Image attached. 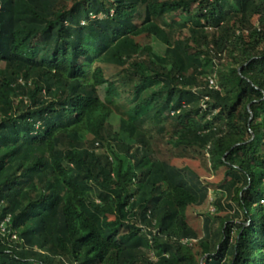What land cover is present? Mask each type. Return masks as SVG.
<instances>
[{
  "label": "trees",
  "instance_id": "trees-1",
  "mask_svg": "<svg viewBox=\"0 0 264 264\" xmlns=\"http://www.w3.org/2000/svg\"><path fill=\"white\" fill-rule=\"evenodd\" d=\"M0 64V264H264V0H0Z\"/></svg>",
  "mask_w": 264,
  "mask_h": 264
},
{
  "label": "rangeland",
  "instance_id": "rangeland-1",
  "mask_svg": "<svg viewBox=\"0 0 264 264\" xmlns=\"http://www.w3.org/2000/svg\"><path fill=\"white\" fill-rule=\"evenodd\" d=\"M179 19V17L177 18ZM141 19L137 16L135 21L130 24V26L134 29H138L141 27ZM189 37L188 30H184L180 33V38L187 39ZM137 43L140 46L141 52L144 51L146 47H152L154 51L158 53H163L164 47L156 41L153 37H151L149 34H143L136 38ZM0 67H3L2 64H0ZM106 73L108 77H111L117 69L115 67L105 66ZM206 84V77L202 78L200 81V85L203 86ZM107 87L103 88L101 91V95L103 98H105ZM127 99V95L123 94L121 99H118V102H124ZM111 121L115 124V127L117 128L119 125V117L114 116ZM169 147L165 144H161L160 151L157 155L154 156L155 159H162V158H171V161L174 165L178 167H190L193 170L197 171L202 179L206 182V184L214 186L215 184L221 182L224 179L225 176V169H221L219 171H211L208 165V162L205 161V156L201 154L196 155H174V158L171 157V154L169 153ZM213 189V187H212ZM212 199L210 198L208 203L202 207H192L188 210V216H189V222L194 227V229L198 232L200 237H203V218L206 217L208 214H211L215 212L214 207L211 204ZM113 220L114 218L111 217ZM233 222V223H232ZM234 223H243L247 224L245 221V217L241 215L239 218L233 219L230 224ZM218 225V224H217ZM195 243V242H194ZM195 249L198 250V244H194Z\"/></svg>",
  "mask_w": 264,
  "mask_h": 264
},
{
  "label": "built area",
  "instance_id": "built-area-1",
  "mask_svg": "<svg viewBox=\"0 0 264 264\" xmlns=\"http://www.w3.org/2000/svg\"><path fill=\"white\" fill-rule=\"evenodd\" d=\"M208 82L210 87H214L218 90H220L216 79L211 76L208 77ZM206 100H208V98H206ZM206 107V104L202 105V108L204 109ZM4 206V202L1 201L0 202V239L2 240V242H8V245L11 246L12 248H15L19 243H20V238H19V234L16 231V229H14L11 226V216L10 214L8 215H4L2 216L1 211H2V207ZM2 216V217H1ZM147 231V229H146ZM196 242V240H191V242L189 244H192ZM184 243H188V241L184 240ZM152 259H155L154 256H152Z\"/></svg>",
  "mask_w": 264,
  "mask_h": 264
},
{
  "label": "water",
  "instance_id": "water-1",
  "mask_svg": "<svg viewBox=\"0 0 264 264\" xmlns=\"http://www.w3.org/2000/svg\"><path fill=\"white\" fill-rule=\"evenodd\" d=\"M252 118H253V112L251 111V119H250V123L252 121Z\"/></svg>",
  "mask_w": 264,
  "mask_h": 264
}]
</instances>
